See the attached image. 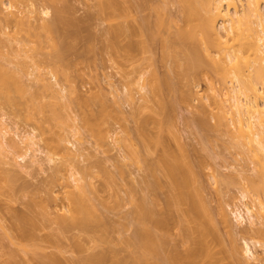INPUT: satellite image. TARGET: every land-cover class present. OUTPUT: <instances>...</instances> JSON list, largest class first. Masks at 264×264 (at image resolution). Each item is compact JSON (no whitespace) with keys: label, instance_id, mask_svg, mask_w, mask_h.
Returning <instances> with one entry per match:
<instances>
[{"label":"bare ground","instance_id":"6f19581e","mask_svg":"<svg viewBox=\"0 0 264 264\" xmlns=\"http://www.w3.org/2000/svg\"><path fill=\"white\" fill-rule=\"evenodd\" d=\"M26 1L28 2V0ZM144 1H142V5L144 4L143 3ZM47 2H52V1L49 0ZM100 2H102V0ZM114 2H115L114 0H105L103 5L102 3L100 4L102 5L103 8H105L103 9L101 7L103 9L102 11L105 10L104 12H106V10L108 9L107 13L110 11L109 13L111 16H112L111 13H114L113 19H116L117 16H118L117 18H126L128 17V15H130L128 13V10L131 13L132 9L130 11L129 2L128 5H126L127 4L126 2L124 4L125 6L122 5L121 7H117L118 4L117 0H116L117 4H115L116 2L115 3ZM175 2L178 5V9H179L178 20L170 16L169 17L173 20H171L168 16L167 18L166 13L168 11H166L164 7L165 5L160 4L159 6L160 2H158V6H156L157 4L154 5L153 3V6L151 8L154 11L153 13L155 14V19L153 17L154 16L153 14L152 16L153 18H151L150 16L149 18H147L148 19L147 20L146 19L147 16H146L145 18L143 17L145 20L141 18L140 19L141 21L139 22H141L140 23L141 25L142 23L144 24L145 22L146 25L148 26L154 23V30L151 31L153 33L151 35L150 32V35L152 37L154 36L153 39L156 40L159 39L158 41L161 42V46L163 45L162 48L165 49L163 51V54H165V52L167 53V55L165 54L166 56L163 55L165 58L168 56V54L170 56L172 55L171 57H175L171 59L172 63L174 59L176 61L175 64L176 66L174 65L175 61L173 63L175 67L172 66L174 68L173 71L176 72V73L173 72V74L175 73L174 76L176 78L178 79L180 78L181 79L180 81L185 82V83L181 82V85L179 81L177 82L180 85L179 86L180 87L179 92L181 90L180 96L181 97L184 96L182 97V99L185 98L186 103L194 99L203 100L204 98H206L208 100V103L205 102L204 104L200 105L201 107L199 106L200 111L198 115V122L196 121V123L197 125H200L203 130L201 129L200 126L198 127L202 131L208 129V132L210 131L209 129H212L217 134V135L215 134L216 135L215 137L218 136L217 139L215 138L213 140H216V142L220 141L221 143L224 142L223 145L224 148L226 149L228 147L233 148L236 154L235 157H238L240 155L241 159L245 162V164L249 165L250 163L252 165L253 176L252 177L250 176V178L248 177L247 179L248 185L246 187H242V191H243L242 195L243 197H248L250 199L249 203L246 202L244 204L245 208L243 210L237 209L234 211L235 217L238 220V222L241 223L243 220H245L246 219L245 215L248 218L247 220L249 222V226L245 227L246 229L245 233L247 232L246 235H248L249 238L248 236H246L248 240L244 239L245 242L242 251L239 249L238 246L239 244L237 240H235L236 238L235 239L234 237L230 238L229 244H227L220 232L219 223H222L223 226L227 228L230 234H232L230 230H232L233 228L232 227L233 224H231L232 222H231V218H229L228 211L224 207L223 202L222 201H221L222 203L220 202L221 199L219 200L217 206V212H216L218 216L217 219L213 211L208 206L207 201L203 197L202 195L203 193H201L202 187H200L201 183L199 182V178H200L199 169L204 167L203 163L206 161V159L205 161L203 160L204 162L202 161L203 162L202 165L200 164L201 162L196 160L197 158H199L197 157L195 159L197 163L194 164H197L198 169L197 168L195 169V167L197 166H195L190 159H186V157L188 158V156H182L183 152L180 153V155H178L172 152V150L169 149L168 147H164L167 145L166 143L164 144L165 142L163 141L164 138L163 139L161 138V136L163 137L162 134L161 135L156 134L155 138L154 137L151 138V135H149L150 138L152 139L150 140L149 136H147L145 133V135H143L144 139H148L149 141H151V144L153 141L152 144L153 146H161V147L163 146L162 150L164 151L162 153L163 155L161 159L157 162V164L155 162L146 163L150 165L152 163L150 168L151 170L154 169L153 171H151L149 170V166L148 165L146 166V168H148L147 169L148 172L151 171L150 176L153 175L150 181L153 180L154 182L153 181L147 182L148 185L146 184L148 188L152 187L151 190L153 193L150 190L148 191V193H151V196L148 193H146L147 195L146 194L142 195L144 193L138 194V196L140 197L137 198V201L139 199V202L137 203L135 197H133L132 194V199L135 202V206L133 205L134 210L132 209V213H134L135 216L137 215L136 217L138 219L137 220L138 225L135 224L137 227L134 228L136 230L135 232H133L128 236H122L121 238L118 239L116 238L117 239L116 241L113 239V237L110 234V228L115 226L114 224H112V222L108 221L107 217H106L107 219L106 221L105 218L101 217L104 213L102 214L103 210H101L100 207L98 209L100 210L102 215H97L99 210L97 212L96 206L98 205H95V200H93L91 197V195L94 193H87L89 190L88 188L89 182L84 181L85 183H81L80 176L77 178V176H75L76 173L73 175L72 172V175L70 176L71 173L67 172V170H63L64 168L63 164L68 163L65 162L67 160H64L61 161L60 164L58 165H56L57 163L53 165L54 171L53 172L50 171L52 174L50 175L51 178H49V180L50 179L51 180L48 182L49 184L47 185V187L50 185V187H48L49 191H47L46 189L47 191L46 194L48 195V196L46 195L47 197L46 199L40 197H39L40 199L34 198L38 196H34L33 198H31L32 200L30 199V202L31 201L32 202L31 203H28L29 201L27 202L28 203L27 215H26L27 211H23V213L25 212L24 215L16 212L17 209L16 210L14 209L13 212L7 210V212H11L9 213L10 218L12 217L11 223L4 224L5 221H3L2 224L0 223V228H1L0 232L3 233V236H6L4 237L5 239H3V237L1 238L5 242L6 239L8 240L6 242V243L9 242V244H6L7 246L10 245L12 246V247L10 246L11 248L10 247L8 248L9 250L7 251V254L6 252H3L5 253L4 255H7L5 259L4 256H1L3 257L4 260H7L5 264H256V261H259L258 264H264V0H175ZM58 3L60 4V2H57V4L55 2L53 3L56 4V6L54 5L55 8H57V6L61 7L60 5H58ZM239 5L242 6L241 9L239 8ZM7 6L10 7V3L9 5H6L5 0H0V20H1L0 23L3 24L6 23V26L10 27V25L7 24H11V23L13 24L16 18L18 20V16H17L18 14H16L17 12L14 10L11 9H10L11 11L8 10ZM118 6L120 5L118 4ZM126 6H128L127 7L128 10L127 8H125ZM122 7H124V9ZM110 9L115 11L113 12ZM45 10L44 12L47 13V11ZM7 11L8 12L10 11L12 16L11 14L9 15ZM56 11H59L58 12L59 15L63 14L60 13L61 11H63L62 8L61 10L60 8L59 9L57 8L55 9V12ZM116 14L117 16L115 17ZM168 14L169 13H167V15ZM55 16H57V13H55ZM24 20L26 23L27 20L26 19ZM2 21H4L5 23ZM28 21L27 23L30 24L31 26V23H29ZM149 21H151L152 23L150 22L148 24ZM54 22L55 21H53V23L47 22V24H44L46 27H44L43 25L44 22H42V24H40L43 25L42 28L39 25L40 26L39 29H41V31L43 29L42 32L46 31L45 28L47 29L46 33L44 34L40 33V35L42 36L45 35L47 37V33H48L49 38L45 37L46 39H48L45 40L47 41V43L48 41L49 42L51 41V43H48V45H50V48L52 47V45L53 47H55V50L52 47L55 52H53L50 55V57L52 56L51 57L52 61L51 59H49L50 61L49 63H51L50 68H52V76L55 82L54 81H53L54 83L51 81L49 82V79L51 80V78H49L47 81L44 79L45 77H43L42 80L43 79L44 80L43 83H41L42 85L39 84L41 87L43 86V88L45 87L47 90H49L50 93L52 92L51 94L54 95V97L52 96L53 100L55 99V97L59 99V97L62 96V94L59 95L58 93L60 90L58 89V91H56L57 89H54L58 87H52V85L54 84L53 86H55L57 80H61L62 78H66L69 80L70 76L68 77V74H70L69 71L71 69L70 66L72 64L70 62V59L67 58L68 56L66 54L68 53V49H70L68 48L70 47V45H68L70 39L68 43H66L68 47L67 45L63 46L62 47L63 50H59L60 48L56 47V43H58L59 38H57L58 32L55 31L57 28L54 27L55 26ZM57 22H59V20ZM17 23L18 21L15 22V24ZM22 25L24 27L18 25L19 27H21L20 29L24 28L22 30L28 31L26 30V28L28 27L30 28L29 25L25 26L27 24H22ZM146 25L144 24V27L143 25L141 27L138 26L140 32L138 29H136L137 27L135 28L136 31L134 27L131 28V30L133 29L132 31H134L135 34L136 33L142 34L141 28L143 29L145 28L143 30L142 36L144 37L146 34H147L146 36H148L149 32L148 31L146 32ZM34 26H33V31L35 33V31L37 32L38 27L35 28ZM128 26L130 27V25L128 24L125 25V23H119L116 25V27H113V29L115 28L114 34H112L113 32L111 33L109 31L114 38L116 37V39L114 40H117L118 37L117 40L118 42L117 41L114 42V45L116 47L119 45L120 36L124 35V37H126L125 34L127 33L128 35L130 32L131 33L128 36L131 35L133 36L132 34L133 32L129 30L130 28ZM152 26H149L148 28L153 29ZM19 27L17 29L20 32ZM171 29H172L171 31L172 35L169 33ZM29 30L30 32H33L31 31L32 26ZM163 30L164 31L166 30V33L168 31L170 35L164 34ZM53 31H55L54 34ZM0 32H4L3 26H0ZM30 32L28 33L30 34ZM34 33H31L30 35L31 36L36 35ZM154 34H156L157 37L159 35L161 37V40L160 37L156 38ZM40 35L38 34V36H33V37H35L34 40L37 42L38 48L42 49L44 48V46L42 45L44 44L45 41L43 40L44 38H42ZM55 35L56 37H54ZM68 35L69 34H67V36ZM76 35L73 37H76ZM150 35L149 37L145 36V38H143L144 41H146V43L148 44L149 41L151 40ZM146 38H149V40ZM144 41L142 40L143 43L141 44H145V47H147ZM62 43H64V40ZM150 43L152 44L153 41L151 40ZM151 44L148 45V48ZM5 45H7V41L0 38V107L7 106V104L9 105L18 104L15 98H13L12 91L14 92L16 90L17 91L19 90V92L23 91L26 93L25 90H27V88H25L26 87L25 82H23L21 79V76L23 75L22 72L24 71V67L26 63H24L25 61H22L21 63L15 65L7 64V54L3 51V46ZM58 47H59V43H58ZM126 47H125L126 56L127 57L129 56L128 58L131 59L130 57L133 55L135 49L136 48L138 49V45L135 42L133 43V41H129V43L127 42L126 44ZM141 48L142 49L144 48L143 45H141ZM148 48L145 49L147 50ZM16 50L17 49H15V52ZM18 52L19 51L17 50L16 53L19 54ZM169 57L167 58L169 59ZM36 64L34 65L35 67ZM73 64L75 63L73 62ZM38 66L39 64H37V68ZM176 67L177 70H179V72L176 71ZM54 70H55V74H53ZM152 71L153 72L149 74L150 77L148 76L150 79L148 78V81L145 82L146 84L148 83L147 84L148 86L145 87L146 84L145 85L144 83L142 84V87H145L146 90L147 87L149 88V90L147 91L152 97L149 96L148 100L144 98V101L148 102L150 98L151 99L154 98L153 100L155 101V99L157 98L156 99L157 101H155L157 102L156 109L154 110L153 108V110L161 114L162 111L163 112L165 111L166 108L165 102L167 103L168 107L173 106L171 105L172 103L170 104V100H168L169 102L168 104L167 98L162 97L164 96L163 90L165 88L167 89L168 84L169 83L172 84V82L169 76H168L169 79L166 78L167 77L166 75L161 77L158 74H156L155 70ZM31 72H28L27 74L32 75ZM58 75L59 77L61 75L62 78L57 79ZM64 75L67 77H64ZM177 75L180 76L177 77ZM41 77L42 75L40 73L39 78L41 79ZM199 80H204L207 83L206 91L201 92L197 88L199 84ZM173 84L171 86H173L174 88ZM31 85L33 86L34 84ZM40 86H38V88L35 87L36 88L35 92L40 93L43 91L44 93L46 89L41 88V90L42 89L43 90L40 91ZM70 86H73L74 89L70 87L72 90H69V93L71 92L74 96L78 94V92L76 91V86L75 85H70ZM181 86L183 89L181 88ZM50 88L51 90L52 88L54 90L51 91ZM32 91L33 89L31 90L29 88L28 90V93L30 92L29 93L30 96L28 97L29 101L27 99L26 100L30 104H32L34 108L36 107L35 110L37 109V107L40 108V110H36L37 112L41 111L42 113L45 107L50 106L49 110L48 107L45 108L44 111H47L50 117H52V119L54 120L52 126L50 127L46 126L48 127V129L46 128L47 131L49 130L48 134L50 133L51 135L50 137L47 136L48 138H46V139H50L49 141L47 140L46 142L48 143L47 147L50 148L48 149L49 150L57 149L58 151H62L66 153L67 151L65 150H68L69 148H67V145L64 146L65 144L62 143L63 141L65 142L66 139L62 138L64 136L63 135L64 128L61 129V124L64 125V123L62 122L64 121L63 118L65 117L63 116H66V115H62L63 113L61 111L62 107L66 106V105L61 106L62 102H64L63 99L60 97V99H62V101L59 99L61 103L58 102L55 103L54 101L53 103H49L47 101L49 103V104L47 103V106L40 105L41 102L46 103V101L44 102V100L46 99H48L49 101L51 100L50 102H52V98L49 96L51 94L48 95L49 92L45 91L46 92L45 96L46 97L49 96L51 99L46 98L44 96L46 99L44 98V100H42L43 99L42 95L44 94L42 93H40V95L39 93L33 94L34 92L32 93ZM74 91L75 93L76 92L77 93L75 94ZM183 92L184 94H182ZM33 95H38L36 96L37 99ZM98 95L99 97H96L97 93L93 94L92 95L93 98L84 96L82 97L83 99L85 98L84 101L82 98L80 99L81 100L80 102L83 101V105L81 103H78L77 105L79 107L83 106L84 110L86 108L90 110L89 111L88 109H86L88 113L87 111L83 110L85 112L83 113L81 108L80 111H82V115L85 114L84 115L85 118L84 116H82L85 119L84 123H86L87 126L93 129H95L96 127L99 128V126L107 124L106 123L108 121L107 119L109 118L110 120V117L113 118L114 114L116 116L118 114V116L121 117L120 109H116V111L118 110L117 113L116 111H112L111 109H109L110 105L108 106L109 108L106 106L105 107L103 106L102 108V105L104 104L108 105V104L105 103L104 101H100L104 99L103 98L100 99V94ZM39 96L40 98H42L40 99L41 101L39 100ZM77 96H79V94ZM77 96L74 99L77 100ZM147 96L145 95L144 97ZM33 97L35 98L33 99ZM70 97L71 96H69L68 98ZM86 97L88 98L86 99ZM68 98L66 99L70 100ZM89 98L92 100L96 98V101L97 98H99V100L97 101L99 103L97 105L99 109H96L97 107L94 108L95 105L93 104L96 103L95 100H93V102L90 103L92 100H90ZM32 99L34 100V102H36L35 100L38 101L34 103L32 102L33 101ZM88 99L90 100V102ZM185 99H183L182 101L185 102ZM26 100L24 101V103H26ZM71 104H73V102ZM90 104L92 106H90ZM99 105L101 107H99ZM73 106L76 105L74 104ZM86 113L89 115H87ZM112 113L114 114L112 115ZM64 114L66 113L64 112ZM163 114L167 116L166 114H168V112H166V114L165 113ZM44 115L47 117L46 112H44ZM108 115L110 117H108ZM41 117L43 118L44 121V116ZM50 117L49 118L47 117L48 120L51 119ZM211 118L213 119V122L210 120ZM38 120L40 119L38 118ZM38 120L36 124L42 122L41 120L40 122ZM169 120H168V124L170 123ZM148 121L149 120H147V122H144V120L141 121L140 126L142 128H146L147 126L146 123H149ZM2 123L3 122L0 121L1 135L3 134L2 128H4L1 125ZM42 123L40 125H42ZM40 127L39 129L43 131L44 127L43 128L42 126ZM60 129L61 131L62 130L63 131L61 132ZM104 129H101V131L103 130V133H101L100 129H98V134L101 133L104 134L105 136L107 132L109 133L110 129L109 131L108 129L105 130ZM5 131L7 130L5 129ZM47 131H45L46 134ZM104 131H106V133H104ZM45 132L43 131L39 133H41L40 135H42V133L45 134ZM208 132H205V134L210 135V133ZM20 134L21 133H19V135ZM38 134L37 133L35 134L34 132H32V130L29 132H24L22 136H20L21 137L20 141L22 143H25L26 146H28L27 148L31 150L32 149L31 146L35 145L34 144L35 142L34 139L36 138L35 135ZM158 135L160 138L158 137ZM221 135L222 137L223 135L226 136L223 137L224 140L221 137ZM104 136L99 135V137H101L100 140L102 141V143L103 141H105L104 138H106ZM156 137L158 138L156 139ZM206 137L207 139L208 138L210 139V136H206ZM220 138H222V141ZM207 139L204 140L205 144L209 143L211 140V139L208 140L209 141L208 142ZM10 142L11 143L8 142V144L9 145L11 144L13 146L12 147L10 145L12 148H15L14 146L18 145L17 141L11 140ZM210 143H212V140ZM129 146H128L129 149L130 148L133 149V147H131V144ZM132 149L128 151L130 152V156L132 155L131 157L133 159L136 158L137 156H140L138 153L137 154L133 153L134 151L136 152V150L133 149L134 150L133 151ZM27 154H25L22 158H24ZM65 155H63L64 158H66ZM3 156L7 157L6 154H4ZM142 156H143V160L146 162L147 159L145 160L144 158L145 155ZM142 156H140V160L142 159L141 158ZM199 156L202 158V155ZM4 157H0V164L2 166L3 164L7 163V160L4 159ZM205 157L207 158L208 156ZM47 160L49 162L54 160L52 154L49 155V153H47ZM137 160H139V157L137 158ZM36 161L37 160H35V162ZM32 162H34L33 159ZM154 165L155 168L152 167ZM158 167L162 170L163 172L162 174H164L163 176L165 177V182L167 181L166 183L165 182L163 183V180H161L162 178L158 176L160 174L156 173L157 171L155 170H157ZM64 169H66V167ZM67 169L69 170V167ZM4 170L0 169L1 176L5 174ZM245 170L243 172L242 171L240 172L244 173ZM154 171L155 174L153 173ZM245 174H243V178ZM8 175L9 174L7 175L5 174L2 176V178H4V180L7 181L8 180L7 178H10V176ZM236 175L240 177V175L238 174ZM108 176H110V174ZM237 176L235 177L238 178ZM81 177L83 178L82 175ZM229 178L230 180L226 179L224 183L226 182L227 184L228 181L232 182V180L234 179V177L232 178L230 176ZM72 179L74 181V184H72L73 182L72 183L70 182ZM146 179L149 180V178ZM2 180H0V182ZM237 182H243V181L238 180ZM86 183H88V185ZM149 184H151L152 186L150 185L151 187H149ZM243 184L242 186L246 185ZM90 186L91 185H89V187ZM201 186H203V184ZM15 187L17 188L18 186L16 185ZM15 187L13 188V190H15ZM55 187H58V189H56L57 192L55 190ZM163 187L166 188L167 190L164 191L166 194L163 202L161 203V199L159 198L158 194L160 189H163ZM20 188H17L18 190H16V192L19 190L21 191L22 188L21 189ZM10 189L12 190V186ZM89 191L90 192L93 191V186H92V191L91 188ZM132 192H134L135 194L137 190L136 191L132 190ZM43 196L45 198V195ZM147 197H149L150 199ZM59 200L60 202L58 203ZM50 201H53L54 202L53 204H55L56 206L54 207V209L56 210L54 212L57 213H54L56 214V216L53 215V217L50 216V211L52 212V210L49 209H51L50 207L53 208L54 205L52 206L50 204L52 202ZM179 205H185V208H178ZM103 207L104 209L106 208L105 206ZM37 209H39L40 211ZM59 210H61L60 213H58ZM14 211L16 213H14ZM175 211L177 212L180 211V212L178 213L176 212L175 214ZM104 215L106 216V214ZM131 216H133V214ZM175 224H179L180 226L179 228L180 233L178 234L177 237L172 233V226ZM45 229H49L48 230L49 232H46L45 234L43 233L44 235L39 234L41 230L43 231ZM68 233L70 236L73 233V236L71 237H73L74 241L72 240L71 237L69 239L73 241V245L75 248L70 246L72 245V242H70L71 244H67V245H69V248L72 247L76 249V250L73 249L74 251L72 249H69L72 250V254L69 253V255L67 253L68 251L65 252L67 254H65L64 251H61L63 242L69 237L67 235ZM249 239L253 241L252 243L254 246L258 245L259 247L262 248V253L260 255L255 254L253 252L251 241L249 242ZM119 241L122 242L123 244L122 247L124 246L123 248H125L124 250H126L125 254L121 253V250L123 251L121 246H120L121 249L120 247H118L119 249L116 248V245L119 244ZM1 247L3 248V245H1ZM4 248L7 247L4 246ZM66 250H68V248H66ZM1 260L2 259H0V261Z\"/></svg>","mask_w":264,"mask_h":264},{"label":"rangeland","instance_id":"374dc122","mask_svg":"<svg viewBox=\"0 0 264 264\" xmlns=\"http://www.w3.org/2000/svg\"><path fill=\"white\" fill-rule=\"evenodd\" d=\"M25 1L26 0H24V1L18 0V2H17V0L16 1L5 0L6 5H9V3H10V7L7 6L8 7L7 9L8 10L11 9V10H14L17 12L16 14H18L17 15L18 20H17V18H16V20L18 21V23L19 22L20 23L15 24V22H17V21L14 20L13 24L12 23L7 24V25H10V27L6 26V23L4 21H2V22H4L5 24L0 23V26L4 27V32H0V38L7 41V45L3 46V51L7 54V64L15 65V64L21 63L22 61H25L24 63H26V64L24 67V71L22 72L23 75L21 76V79L23 82H25V86H26L25 88H27V90H25L26 93L23 91L19 92V90L18 91L16 90L14 92L12 91L13 98H15V100L18 102V104H15V105L7 104V106L0 107V121L3 122L1 125L4 127V128H2L3 138H2V135L0 134V139H2V140H0V157H4L3 156L4 154L7 155V157H4V159L7 160V163L3 164V166L0 164L1 165L0 169L4 170L6 168L7 170L6 169L4 170L5 174L6 175L9 174L8 176H10V178H7L8 180L6 181V180H4V178H2V176L5 174H3L2 176L0 175L1 176L0 180L3 179L0 182V223L2 224V222L5 221L4 224L5 223L10 224L12 217L10 218L9 213L13 212L14 209L15 210L17 209L16 212H18L19 214H24L25 212L23 213V211H27L28 203L32 202V201L30 202V199L33 198L34 196H38V197H34V198L40 197V198L46 199L47 198L46 192L49 191L48 187H50V185L48 187H47V185L49 184L48 182L51 180V179L49 180V178H51V176H50L52 174L51 172L54 171L53 165H55L56 163H57L56 165H58V164H60L61 161L67 160L65 162H68V163L63 164V167L64 168L66 167V169L63 168V170H67V172L71 173L70 176L72 175V172H73V175L76 173L75 176H77V178L80 176L81 183H85L86 181L89 182V185H91L90 187H89L88 183H86L88 185L89 190L91 188V191H92V186H93V191L90 192L87 188V190H88L87 193H94L91 195V197L93 200H95V205H98V206H96L97 212L99 210L98 208L100 207L101 210L104 211V212L102 211V214L103 213L106 214V216L104 214H103L104 215L103 216L99 210L97 215H102L101 217L105 218V221L107 220L106 219V217H107L108 221L112 222V224H114L115 227H111L112 229L110 228V234L113 237V239L116 241L118 238H121L122 236H128V235L132 234L133 232L136 231L134 228L137 227L135 224H137V222H138L137 221L138 219L136 217L137 215L135 216L134 213H132V209L134 210L133 205L135 206V202L132 199V194H133V197H135L136 202L138 203L139 199L137 201V198L140 197V196H138V194L144 193L142 195H145L146 193H148L149 190L152 192V190H151L152 185L149 184V187H151V188H148V186H147L148 185L147 182L153 181V180L150 181L152 179V176H153V175L150 176L151 175L150 172L153 171L154 169L151 170L150 166L154 162L157 164V162L161 159V157L163 155L162 153L164 151V150H162L163 146L162 147L161 146H153L152 145L153 141L151 144V141H149L148 139H144L143 135H145V133H146L147 136L151 135V138L152 137L155 138L156 134H160V135L162 134L163 137L161 136V138L162 139L164 138L163 139V141H165L164 144L166 143V145H167L164 147H168L175 154L180 155V153L183 152L182 156H188V158L186 157V159H190L193 164L197 163V161H195V159L197 157H199V158H197L196 160L201 162L200 164H202L206 159V161L203 163L204 167L199 169L200 171L198 170L200 172V174H199L200 178L198 177L199 182L201 183V185L203 184V186L200 185V187H202L201 193H203L202 194L203 197L207 201L208 206L213 211V213L215 214L217 219H218V216L216 214L217 206H218L219 200L221 199L220 202L222 201L224 207L227 209L228 214H229V218H231V222H232L231 224H233L232 225L233 228L231 227L232 230L229 229L232 232V234H230L229 231L227 230V228L224 227L222 223H219L220 232H221L222 236L224 237L225 242L227 244H229L230 238H232V237H234V239L236 238L235 240H237V242L239 244L238 245L239 249L242 251L243 246H244V242H245L244 239L248 240V238H249V236L246 235L247 232L245 233V230H246L245 227L249 226V222L247 220L248 218L246 217V215H245V218H246L245 220H243L241 223L238 222V220L235 217L234 211L237 209L243 210L245 208L244 204L246 202L249 203L250 199L248 197H243V195H242V192H243L242 187H246L248 185V181H247L248 177L250 178V176L251 177L253 176L252 165L250 163H249V165L245 164V162L241 159L240 155L238 157H235L236 154H235L233 148H229L228 146H227L228 147L227 149L224 148V146H223L224 142H222L223 143L222 144L220 141L216 142V140H213L215 138L217 139L218 136L215 137L217 134L212 129H209L212 132H210V131L208 132V129L206 130L204 127V129H205L204 131L210 133V135H206L205 132L202 131L203 130L202 127L200 125H197L196 121L198 122V115H199V111H200L199 106L201 104H204L205 102L208 103V100L206 98H204L203 100L194 99V100H190L189 101L190 103L189 102L186 103V99L183 98V99H185V102L182 101L183 100L182 97H184V96H182V97L180 96L181 90L179 92V89H180L179 86L181 85V82H184V81H180L181 80L180 78L178 79L174 76L176 72L173 71L174 68L172 66H174L176 64V61L174 59L175 63L173 61V63H174V65H173L171 59L175 58V57H171L172 55L170 56L168 54L167 57L170 56L171 58L170 57H169V59L167 57L165 58L163 55H165V54L167 55V53L165 52V54H163V51L165 50L162 48L163 45L161 46V42L158 41L159 39L158 40L153 39L154 36L153 37L151 36L153 33L151 31L154 30V23L149 25V26L153 25L152 26L153 29L150 28L151 29L150 30L148 28L149 26L146 25V23L144 22V24L146 25V32L148 31L149 35L151 32L150 39L153 41L152 44L150 43L151 40L149 41V44H151L149 46V48H148L149 44L146 43V41H144V39H143V38H145V36L147 34L144 37L142 36L143 30L145 28L144 29L141 28L142 34L141 33L135 34V32L132 31L133 29L131 30V28H133V27H134V29L136 27H137L136 29H138L139 28L138 26L141 27L142 25L144 27V24L142 23V25H141L140 24L141 22H139V21H141L140 20L141 18L144 19L147 16L146 17V19H147L151 16V18L154 17V19H155V14L153 13L154 11L151 9L153 6V3H154V5L157 4L156 6H158V2H160L159 6H160V4L161 5L164 4L166 11H168L167 13H169L167 15V13L165 12L166 17L170 16V17L178 20L179 19V9H178V5L176 4L175 0H146V1L142 0V1H144L143 5H142L141 0H130V1L129 0H127V1L126 0H117L118 4L120 6H118L116 0H114L116 2V3L115 2L114 3L117 4V7H121L126 2H127L126 5H128V2H129L130 11L132 9V11L130 13L128 8H127L128 6H126L125 8H127L128 13L130 15H128V17H126V18H117L118 16L116 14L115 15V17L117 16L116 19H113L114 13H111L112 16L109 13L110 11L107 13L108 9L106 10V12H104L105 10L102 11L103 9H105L102 7L105 0H102V2L104 1L103 3L100 2L101 0L100 1L99 0H62V1L59 0V1H57L56 0L57 2H60V4L58 3V5L61 6V7L57 6V8L58 9L60 8V10L62 8V10L64 11V12L63 11L60 12L61 14L63 13L62 15H59V13H58L59 11L55 12V9H57V8H55L57 2L54 0H50V1H52V2L54 1L56 4H53L54 2L53 3L47 2L49 0H28V2L26 1L28 4ZM101 3H102V5H100ZM131 4H133L134 6ZM26 5H28V6H26ZM122 8L124 9V7H122ZM239 8L241 9L242 6L239 5ZM30 10L33 12H31ZM44 10L47 11V13H45ZM110 10H112V9H110ZM10 11L9 12L7 11L9 13V15L11 14ZM116 12H117V10H116ZM55 13H57V16H55ZM153 14H154V16H153ZM58 15L62 19L59 18ZM11 16H12V14H11ZM24 17H26V18H24ZM57 17H58L59 22H57L58 21ZM19 18H20V20H19ZM24 19H26L27 21L29 20L28 22L31 23V26H32L31 31H33L34 25H35L34 26L35 28L38 27L37 32L39 35H40V33L44 34L47 32L46 28H45L46 31L44 30L45 32H42L43 29L41 31V29H39L40 26L42 28V26L44 24H47V22L53 23V21H55L54 27L57 28L55 31L58 32V33L57 32L56 33L58 35L57 38H59V40H58L59 47H58V43H56V47L60 48L59 50H63L62 47L67 45L66 43H68V41L70 39V42L68 43V45H70V47H68V45H67V47L70 49H68V53H66V54L68 56L67 58H69L70 62L72 63L71 66H73V67L70 66L71 69L68 67L70 69V71L68 69V71L70 72V74H68V77L70 76L69 80L66 78H62L61 75L59 77V75H58L57 79L62 78L63 80L62 79L57 80V83H55V86H53L54 84L52 85V87H58V88H54V89H57L56 91H58V89L60 90L59 93L58 92H56V93H58L59 95L62 94V96H60V97L63 99L64 102H62L61 106L66 105L65 107H62V109H61V111L63 113L62 115L67 116V117L63 116L65 118L62 117L64 120V121L62 120L63 121L62 123H64V125L61 124V129L64 128L63 129L64 130V134H63L64 136L62 138L66 139L65 142L63 141L62 143L65 144L64 146L67 145V148H69L68 150H65V151H67L66 153L62 152V151H58L57 149L49 150L50 148L47 147L48 143H46L47 140L48 141L50 140V139H46V138L51 136L50 133L48 134L49 130L47 131V129H48V127L52 126V124L54 123V120L52 119V117H50V115H49V113H47V111H44V109L48 108V107H49L48 110L50 109V106H47L48 102L53 103V101H54L55 103L56 102L61 103L60 100L62 101V99H60V97H59V99H60L59 100L57 97H55V99L53 100L52 96L54 97V95L51 94L52 92L50 93V91L47 90L45 87L43 88V86L42 87L40 86V85H42L41 83H43L44 79L48 81V79L51 78V80L49 79V82L50 81L55 82V80L52 76V68H50L51 63H49L50 62L49 59H51V57H52V56L50 57V55L53 52H55L54 51L55 47H53V45L51 44L52 47L54 48V50H53V48L52 47L50 48V45H48V43H51V41L50 42L48 41V43H47L46 40H48V39H46V38H49L48 33H47V37L45 35H43V36L40 35L42 38H44L43 40L45 41L44 42L42 40L44 42V44L42 43L43 44L42 46H44V48H42V49L38 48V44L34 40L35 37H33V36H38V34L36 31H35V33H34V31L30 32L29 29L31 28V26H30V24L27 23V21L25 23ZM45 20H46V23H45ZM171 20H173V19H171ZM7 22H9V21H7ZM42 22H44L43 25H40V24H42ZM142 22H143V20H142ZM150 22L151 21H149L148 24ZM21 23L27 24L25 26H28V25L30 26V28L28 27L29 29L26 28V30H28V31L22 30L24 28L20 29L21 27H19L18 25L24 27ZM119 23H125V25L126 24L130 25V27L129 26L128 27L130 28L129 30L133 32L132 33L133 36L132 35L128 36L131 33V32L129 33V31H128V33H129L128 35H127V33L125 34L126 37H124V35L120 36V39H119V45L120 46L118 45L116 47L114 45V42L118 40V37H117V40H114V39H116V37L114 38L112 34H114V29H115V28L113 29V27H116V25ZM133 25H135V26H133ZM17 26L19 27L20 32L18 31ZM44 27H46V26L44 25ZM15 28L18 32L15 30ZM111 29H113V30H111ZM136 29H135V31H136ZM172 29L169 32L170 34H171ZM34 30H36V29H34ZM38 30L41 32H39ZM74 30H76V31H74ZM13 31H15L16 33ZM55 31H53V34ZM109 31L111 33L112 32L113 33L111 34ZM28 32H30V34L34 33L36 35L32 34L33 36H31ZM139 32H140V30H139ZM169 33H168V31L166 33V30L164 31V34L170 35ZM67 34H69V35L67 36ZM74 34L75 35L78 34V35H76V37H73V36H75ZM149 35L146 37H149ZM154 35L156 38L160 37L159 35H158V37L156 34H154ZM65 36L68 38H66ZM164 36H167V35H164ZM54 37H56V35ZM62 39L64 40V43H62L63 42ZM146 39L149 40V38H146ZM142 40L144 41V43H146L147 47H145V44H141V43H143ZM160 40H161V37H160ZM112 41H113V44H112ZM129 41H133V43L135 42L138 45V49L137 48L135 49V51L133 52V55L130 57L131 59L128 58L129 56L128 57L126 56V50H125L127 48L126 44H127V42L129 43ZM71 44H72V46H71ZM139 45H140V48H139ZM141 45H143V47H144L143 49H145V48H148V49L143 50L141 48ZM123 46H125L126 48ZM15 49H17L19 51L18 52L19 54L16 53L17 50L15 52ZM73 49H74V52H73ZM49 52H51V53H49ZM26 53L28 56L26 55ZM48 57H50V58H48ZM53 59H54V57H53ZM51 61H52V59H51ZM73 62L75 64H73ZM34 63L39 64L38 68H37V64H36V67L34 66L35 65ZM52 65H53V62H52ZM54 65H55V63H54ZM54 68H55V66H54ZM152 70H155L156 74H158L161 77L166 75L167 76L166 78H168V76H169L172 84L174 83L173 84L174 88H173V86H171L172 84H170L168 81V83L170 84V85L168 84L169 88L167 86V89L165 88L164 89L165 91L163 90L164 96H162V97H166L167 102H168V100H170V104L172 103L171 105H173V106L168 107L167 103L165 102L166 106L165 105L164 106L166 108H165V111L164 112L162 111V112L165 114H166V112H168V114H166L167 116H165L162 112L160 114V113H157L156 111H154L156 109V103L157 102H155V101H157L156 100L157 98L155 99V101L153 100L154 98H152V99L150 98V100L148 102L144 101V98L148 100V97L151 96L149 94V92L147 91V90H149V88L147 87V90L145 88L146 86H148L147 85L148 83L146 84L145 82L148 81V78L150 77L149 74H151V72H153ZM176 71L179 72V70H177V67H176ZM28 72H31L32 75H28L27 74ZM173 72H175V73L173 74ZM40 73L42 75L41 79L39 78ZM53 74H55V70H54ZM178 76H180V75H177V77ZM43 77H45V78L42 80ZM64 77H67V76L64 75ZM132 79H133V81H132ZM178 81H179L180 85L177 83ZM143 83H144V85L146 84L145 87H142ZM31 84H34V85L32 86ZM70 85L76 86V91L78 92L79 96H77L78 94H76L77 92L75 93V91H74V93L76 94L75 96L71 92L69 93V90L74 89L73 86H70ZM177 85H178V87H177ZM38 86H40V91H42L43 89H46L45 91L49 92L48 95L51 94L49 96L52 98V102H50L51 100L49 101L48 99H46V98L51 99L49 96H47V97L45 96L46 92L45 91H44V93H43V91L40 92L44 95H42L43 99L40 98V96H39V100L40 99L44 100V98L46 97L45 98L46 100H44V102L46 101V103L41 102L40 105L47 106L44 109L41 108V109H43L42 113H41V111H38L40 113H38L36 111V110H40V108L37 107V109L35 110L36 107L34 108L32 106V104H30L28 102L29 101L28 97L30 96L29 93L31 92L30 91L28 93L29 88L31 90L33 89V91H32V93L34 92L33 94H37L39 92H35V89H36L35 87L38 88ZM170 86L172 89L170 88ZM70 87H72V89ZM41 88H43V89L41 90ZM175 88H177V89H175ZM181 88H182V86H181ZM197 88L201 92H204L207 90V83L204 80H199V84H198ZM54 89L52 88V90H51V88H50L51 91H53ZM13 90H15V89H13ZM37 91H38V89H37ZM40 93H39V95H40ZM91 93H92V95L97 93L96 97H99L98 94H100V99L101 98L104 99V100H100V101H104L105 103L108 104V105H106V104L102 105V108H103V106L108 107L110 105L109 106L110 108L109 107L108 108L111 109L112 111H116V109H120L121 110V113H120L121 117L118 116V114H117L118 110H117L116 111L117 113L116 112L115 113L117 114L118 117L114 113H112V115L114 114V116H116V117L113 116V118H111L108 115V117H110V120H109V118L107 119L108 120L106 122L107 124L101 125V126H99V128L94 127L95 129L87 126L86 123H84V120H85L84 115L85 114L82 115V111L84 110V108H83V106L79 107L77 105H78V103H81L83 105V101L85 98L83 99L82 97H84V96L92 97ZM147 93H148V96H147ZM68 94H70V95H68ZM182 94H184V92ZM63 95H65V96H63ZM145 95L147 97H144ZM33 96L36 97L38 95H33ZM56 96H58V95H56ZM69 96H71V97L68 98ZM76 96H77V100L74 99V98H76ZM35 97H33V99ZM72 97L74 100L72 99ZM88 97H86V99ZM56 98H57V100H56ZM66 98H68L70 100H67ZM81 98L83 99L82 102H80ZM36 99H37V97H36ZM25 100H26V103H24ZM65 100H66V102H65ZM90 100H92V99H90ZM90 100H89V102H90ZM93 100H95V102H96L95 104H93V105H95L94 108L97 107L96 109H99L97 106L99 104L97 102L99 100V98H97V101H96V98ZM93 100L90 103H92ZM164 100H166V99H164ZM35 101L37 102L38 100H35ZM67 101L68 102L70 101L71 103L73 102V104H71L70 102L68 103ZM32 102H34V100ZM36 102H34V103H36ZM38 104H39V102H38ZM74 104L76 106H73ZM168 104H169V102H168ZM40 105H38V106H40ZM90 106H92V105L90 104ZM99 107H101V106L99 105ZM81 108H82V111H80ZM153 108H154V110H153ZM86 109H88V108H86ZM86 109L84 111H87ZM109 109H107V110H109ZM162 110H163V108H162ZM84 111H83V113H85ZM44 112H46L48 118L49 117L51 118L50 120H48V118L44 115ZM64 112L66 114H64ZM80 112H81V114H80ZM159 112H160V110H159ZM87 113H88V111H87ZM87 115H89V114H87ZM41 116H44L45 123H44L43 118ZM82 116H84V118ZM38 118L44 124L42 122H40V120H38ZM45 118H46V120H45ZM146 119L149 120L148 121L149 123H146L147 124L146 128H142L140 126V123L143 120H144V122H147ZM37 120L40 123L36 124ZM168 120L170 122L169 124H168ZM210 120L213 122L212 118ZM108 122H110V123H108ZM41 123H42V125H40ZM103 123H105V122H103ZM36 125L38 128L36 127ZM38 125L42 126V128L44 127L43 131L44 132L47 131V134L45 132V134L42 133V135H40L41 133H39V132H43V131H41V129H39L40 126H38ZM46 126H48V127H46ZM198 126H200L202 130ZM104 128L108 129V131L110 129L109 133L107 132V134L105 136H104V134H101V133H103V130L101 131V129H104ZM5 129L7 131H5ZM61 129H60V131H61ZM98 129H100V131H101V133H99V134H98ZM31 130L35 134L39 133L38 134L39 136L35 135V137H36L34 139L35 145L31 146L32 149L30 150L27 148L28 146H26L25 143H22L20 141L21 140L20 136H22V134L24 132H29ZM19 133H21V134L19 135ZM104 133H106V131H104ZM99 135H103L104 137H106V138H104L105 141H103V143L100 140V138L102 136L99 137ZM206 136H210L212 143H210L211 140L209 138L207 139ZM158 137H159V135H158ZM158 137H156V139ZM221 137H222V135H221ZM223 137H226V136L223 135ZM149 138H150V136H149ZM151 138H150V140H152ZM222 138H220L221 141H222ZM205 139H207V141L210 140V142L208 141L209 143L205 144L204 143ZM227 139H228V137H227ZM11 140L17 141L19 146L17 145L18 147L14 146L15 148H12L13 146L10 144L12 146L11 147L8 144V142L11 143L10 142ZM223 140H224V138H223ZM1 142H2V144H1ZM130 144H131V147H133V149L136 150V152L132 148H130V149L128 148V146ZM131 149L134 151L133 153H136V154L138 153L140 156L145 155L144 158H145V160L147 159L146 162L143 160V156L141 157L142 158L141 160H140V156H137L136 158L133 159L131 157L132 155L130 156V152L128 151ZM229 149H231V150H229ZM32 151L35 152L37 154V156ZM24 153L25 154L28 153V154L24 158H22L25 155ZM47 153H49V155L52 154V156L54 157L53 161L49 162L47 160ZM32 154H34V155H32ZM136 154H135V156H136ZM30 155L32 157L33 156L34 157L32 158ZM63 155H65V157L67 159L64 158ZM199 155H202V158L203 157L204 158L202 159ZM204 155L208 156V157L206 158ZM135 156H133V157H135ZM138 157H139V160H137ZM31 158L33 159L34 162H35V160H37V161L34 163V162H32ZM62 158H64V159H62ZM148 162L149 163L152 162L151 165L146 164ZM147 165L149 166V170H151L149 172L147 170L148 168H146ZM194 165L197 166V164H194ZM202 165H201V167H202ZM68 167H69V170L67 169ZM152 167L155 168V165ZM196 168L198 169V166L195 167V169ZM120 170H121V172H120ZM244 170H245L244 173L240 172V171L243 172ZM155 171H157L156 172L157 174L159 173L161 175V176L160 175H158V176L162 178L161 180H163V183H164L165 177L163 176L164 174H162L163 173L162 170L158 167L157 170H155ZM155 171L153 172L154 174H155ZM69 173H68V175H69ZM109 174H110V176H108ZM236 174L240 175V177L237 176ZM243 174L246 175V176L244 175V178H243ZM81 175L83 176V178L81 177ZM211 175H213V176H211ZM234 175L237 176L238 178H236ZM247 175H249V176H247ZM229 176L232 178L234 177L233 180L231 179L232 182L228 181L227 184H226V182L224 183V181H226V179L230 180ZM215 177H217V178H215ZM146 178H149V180ZM239 178H241V179H239ZM235 180H236V182H235ZM238 180L239 181L241 180L243 182H237ZM8 181H9V183H8ZM246 181H247V183H246ZM70 182L71 183L73 182L72 184H74L73 179ZM243 183L246 185H244ZM242 184L244 186H242ZM16 185L18 186L17 188H20V187L22 188V189L20 188L21 191L19 190L16 192V190H18L15 187ZM11 186H12V190L10 189ZM14 187H15V190H13ZM46 189H47V191H46ZM56 189H58V187H55V190ZM132 190H134V191L137 190V192H136L137 195H136V193L134 194V192H132ZM166 190L167 189L163 187V189H160V191H159L158 196L161 199V203L163 202V200L165 198L166 193L164 191H166ZM14 192H16V193H14ZM56 192H57V190H56ZM42 194L45 195V198ZM148 194H150V196H151V193H148ZM41 195H42V197H41ZM93 197H95V198H93ZM141 197H143V196H141ZM152 197H153V195H152ZM147 198H149V197H147ZM50 202H52V203H50L52 206L54 205L53 208L50 207L51 209H49V210H52V212L50 211V216L53 217V215L56 216V214H54V213H57V212H54V211H56L54 209V207H56V206H55V204H53L54 203L53 201H50ZM59 202H60V200L58 201V203ZM103 206H105L106 208L104 209ZM178 208H185V205H179ZM7 210H9L11 212H7ZM37 210H39V209H37ZM180 211H178V212H180ZM16 212L14 211V213H16ZM60 212H61V210L58 211V213H60ZM176 212L177 211H175V214H176ZM27 213H28V211L26 212V215H27ZM131 213L133 214L134 217L131 216L132 215ZM13 220H14V218H13ZM243 227H244V229H243ZM179 228H180L179 224H175L172 226V233L176 237L180 233ZM241 229H243L244 231ZM48 230L49 229H45L43 231L41 230L42 233L40 232L39 234L44 235L46 232H49ZM73 233L72 234L70 233L71 236H73ZM0 234H1L0 238L3 237V239H5L4 237H6V236H3V233H1V232H0ZM67 235L69 236L68 239L65 238L66 240L64 242L62 241L63 239L61 240L63 242L61 251H64V253L68 251L67 253L69 255V253L72 254V250L75 247L73 245V241H74L73 237H71L69 235V233ZM246 236H248V238ZM70 237L72 238L73 241L71 239H69ZM3 239L2 238L0 239V242H2L0 244L3 245V248H4V246L7 248H4L5 249V251H4V249L0 245V252H1L0 253V259H2L0 261V263L2 261H4L2 263L5 264L7 262V260H4V259H5V257H7V255H4L5 253H3V252H6V254H7V251L9 250L8 248L11 245L7 246L6 244H9V242L6 243L8 240L6 239V242H5ZM250 241H251L253 252L255 254L260 255L262 253V248L259 247L258 245L254 246L252 243L253 241L249 239V242ZM70 242H72V245H70V246H72L74 248H72V247L69 248V245H67V244H71ZM65 244H66V246H65ZM122 245H123L122 242L119 241V244L116 245V248L119 249L118 247H120V246L122 247ZM64 247L68 248V250H66V248H64ZM121 247H120V249H121ZM123 247H122L123 251L121 250V253L125 254L126 250H124L125 248H123ZM180 248H181V246H180ZM69 249H72V250H69ZM74 250H76V249H74ZM67 253H65V254H67ZM1 256H4V259ZM258 262L259 261H256V264H258Z\"/></svg>","mask_w":264,"mask_h":264}]
</instances>
